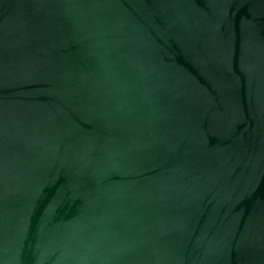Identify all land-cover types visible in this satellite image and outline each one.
Masks as SVG:
<instances>
[{
    "label": "water",
    "instance_id": "95a60500",
    "mask_svg": "<svg viewBox=\"0 0 264 264\" xmlns=\"http://www.w3.org/2000/svg\"><path fill=\"white\" fill-rule=\"evenodd\" d=\"M0 264H264V0H0Z\"/></svg>",
    "mask_w": 264,
    "mask_h": 264
}]
</instances>
